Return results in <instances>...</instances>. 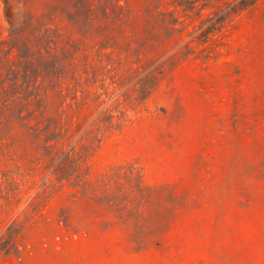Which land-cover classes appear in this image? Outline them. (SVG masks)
<instances>
[{
	"label": "rangeland",
	"instance_id": "obj_1",
	"mask_svg": "<svg viewBox=\"0 0 264 264\" xmlns=\"http://www.w3.org/2000/svg\"><path fill=\"white\" fill-rule=\"evenodd\" d=\"M157 4L0 0V264H264V0Z\"/></svg>",
	"mask_w": 264,
	"mask_h": 264
},
{
	"label": "trees",
	"instance_id": "obj_2",
	"mask_svg": "<svg viewBox=\"0 0 264 264\" xmlns=\"http://www.w3.org/2000/svg\"><path fill=\"white\" fill-rule=\"evenodd\" d=\"M158 2L154 8L157 12L160 27L168 34L180 33L176 28L183 25L193 16L198 18V23L193 24L187 31V39L181 38L177 51L184 54L192 52L191 45L205 44L211 35L222 31L233 18L255 6L260 0H155ZM171 5V9H160L161 5ZM208 9L210 12L203 14ZM184 17V20H181Z\"/></svg>",
	"mask_w": 264,
	"mask_h": 264
}]
</instances>
